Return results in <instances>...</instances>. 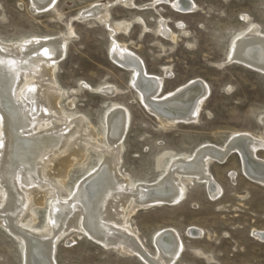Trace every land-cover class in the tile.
Wrapping results in <instances>:
<instances>
[{
    "label": "rangeland",
    "instance_id": "rangeland-1",
    "mask_svg": "<svg viewBox=\"0 0 264 264\" xmlns=\"http://www.w3.org/2000/svg\"><path fill=\"white\" fill-rule=\"evenodd\" d=\"M192 1L198 9L190 14H180L163 4L128 10L120 7L118 0H57L53 10L36 14L31 11L30 0H0V39L68 37L71 29L72 37L54 76L63 91L60 106L68 114L83 117L99 135L108 107L116 103L125 108L130 123L122 141L120 171L134 181L153 182L162 173L169 154H192L206 144L220 146L238 133L264 138V123L259 120L264 115V74L235 62L224 63L232 37L247 26L243 16L264 32V0ZM133 2L143 6L152 0ZM93 3L108 7L110 24L134 22L127 34L118 33L115 40L128 46L148 74L164 77V93L196 80L208 85L210 94L196 124L160 127L129 84L131 72L110 59L109 31L96 20H78L79 14ZM160 19L167 22L177 43L157 33ZM165 68L169 77L164 75ZM105 84L118 92L106 96L80 87L94 89ZM164 153L167 155L162 156ZM99 157L97 151L88 149L84 165L75 164L70 169L67 190L74 189L84 171L93 169ZM257 157L264 160V151ZM210 172L223 190L217 200L212 201L204 187L193 182L183 202L140 209L128 220L131 228L150 254L155 253L153 233L164 228L176 230L185 250L175 264H264V243L252 235L253 230L264 231V186L246 178L235 154L225 164H212ZM232 172L234 183L229 177ZM46 212L45 206L35 209L37 228L42 227ZM192 227L201 230L202 235L188 236ZM18 246L14 236L0 227V264H22ZM194 250L210 261L201 259ZM54 258L56 264H143L134 256L103 248L82 231H72L61 238Z\"/></svg>",
    "mask_w": 264,
    "mask_h": 264
},
{
    "label": "bare ground",
    "instance_id": "bare-ground-1",
    "mask_svg": "<svg viewBox=\"0 0 264 264\" xmlns=\"http://www.w3.org/2000/svg\"><path fill=\"white\" fill-rule=\"evenodd\" d=\"M30 2L31 11L38 14L53 10L57 0ZM117 3L128 10L163 4L180 14L198 9L192 0H152L143 6H136L133 0ZM109 17L107 6L93 3L79 14L78 20H96L109 31L110 59L131 72L129 84L161 128L196 124L210 94L208 85L196 80L164 93V77L148 74L128 46L115 40L118 33L127 34L134 22L110 24ZM136 20L145 31L141 19ZM243 20L247 26L232 37L224 63L235 62L264 74V32L249 17L243 16ZM157 33L173 44L178 42L164 20H159ZM71 37L70 29L68 37L0 39V227L17 240L22 264H56V243L72 231H82L103 248L134 256L143 264H175L185 250L177 231L164 228L153 233L155 253L150 254L131 228L129 218L140 209L178 205L185 200L187 187L193 182L202 185L212 201L217 200L223 190L210 166L225 164L234 154L246 178L264 186V160L257 157L264 151V138L238 133L220 146L206 144L192 154L164 153L162 156L167 155L168 160L153 182L132 180L120 171L122 141L130 123L128 111L112 103L103 114L99 135L83 117L68 114L59 104L63 91L55 82V70ZM164 75L169 77L168 68ZM87 87L106 96L118 92L108 84ZM259 120L264 123V115ZM89 148L100 157L69 191L65 187L69 171L75 164L84 165ZM229 177L234 183L233 172ZM44 206L45 221L37 228L35 209ZM187 234L192 238L202 232L192 227ZM252 235L264 243V231L253 230ZM194 253L210 261L199 250Z\"/></svg>",
    "mask_w": 264,
    "mask_h": 264
},
{
    "label": "snow or ice",
    "instance_id": "snow-or-ice-1",
    "mask_svg": "<svg viewBox=\"0 0 264 264\" xmlns=\"http://www.w3.org/2000/svg\"><path fill=\"white\" fill-rule=\"evenodd\" d=\"M45 48V47H44ZM48 55H49V50H48ZM85 87H87V85H85ZM31 91H35V89H31Z\"/></svg>",
    "mask_w": 264,
    "mask_h": 264
}]
</instances>
